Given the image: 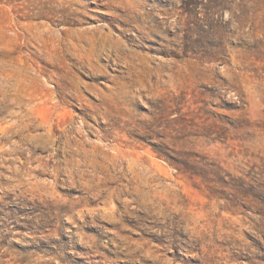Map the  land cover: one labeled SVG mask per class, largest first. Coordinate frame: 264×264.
<instances>
[{
	"label": "rangeland",
	"instance_id": "1",
	"mask_svg": "<svg viewBox=\"0 0 264 264\" xmlns=\"http://www.w3.org/2000/svg\"><path fill=\"white\" fill-rule=\"evenodd\" d=\"M0 264H264V0H0Z\"/></svg>",
	"mask_w": 264,
	"mask_h": 264
}]
</instances>
